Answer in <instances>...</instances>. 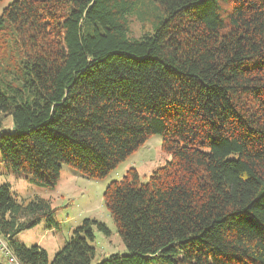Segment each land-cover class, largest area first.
<instances>
[{
  "label": "trees",
  "instance_id": "16d2710c",
  "mask_svg": "<svg viewBox=\"0 0 264 264\" xmlns=\"http://www.w3.org/2000/svg\"><path fill=\"white\" fill-rule=\"evenodd\" d=\"M133 15L149 22L138 36ZM151 134L169 158L107 183L125 250L99 261L101 221L84 218L50 261L19 241L58 227L56 208L1 184L0 236L20 264H264V0L1 7L0 164L47 188L62 164L101 179Z\"/></svg>",
  "mask_w": 264,
  "mask_h": 264
},
{
  "label": "rangeland",
  "instance_id": "374dc122",
  "mask_svg": "<svg viewBox=\"0 0 264 264\" xmlns=\"http://www.w3.org/2000/svg\"><path fill=\"white\" fill-rule=\"evenodd\" d=\"M8 0L0 3L1 7ZM148 20H137L136 16L129 17L131 34L138 36L147 28ZM7 123L9 117L5 120ZM169 156L161 149V138L151 134L142 145L121 161L114 169L101 179H90L73 171L66 164H62L57 184L53 188L36 185L24 174H14L9 168L0 164V185L8 183L12 193L19 199H27L34 194L48 198L51 205L56 208L55 225L46 228L40 222L33 228L24 230L17 235V239L27 246L39 245L47 252L49 261L53 258L64 242L72 234L84 218L101 221L108 228L105 234L96 228L93 229L92 246L95 249L93 262L99 261L110 253H122L125 247L116 232L115 224L103 201V191L107 183L113 179L121 178L130 167H134L143 178L154 167L162 164ZM28 178V179H25ZM5 257L0 253V264Z\"/></svg>",
  "mask_w": 264,
  "mask_h": 264
},
{
  "label": "built area",
  "instance_id": "2783aa9c",
  "mask_svg": "<svg viewBox=\"0 0 264 264\" xmlns=\"http://www.w3.org/2000/svg\"><path fill=\"white\" fill-rule=\"evenodd\" d=\"M0 252L5 257V264H20L16 257L12 254V251L8 247L6 241L0 236Z\"/></svg>",
  "mask_w": 264,
  "mask_h": 264
},
{
  "label": "crops",
  "instance_id": "0c3cea01",
  "mask_svg": "<svg viewBox=\"0 0 264 264\" xmlns=\"http://www.w3.org/2000/svg\"><path fill=\"white\" fill-rule=\"evenodd\" d=\"M3 238V237H2ZM11 250V249H10ZM1 253V252H0ZM13 254V252H12ZM14 255V254H13ZM3 256V255H2ZM15 256V255H14ZM16 257V256H15ZM17 259V258H16ZM18 260V259H17ZM6 263V259H5V262L1 263V264H5Z\"/></svg>",
  "mask_w": 264,
  "mask_h": 264
}]
</instances>
